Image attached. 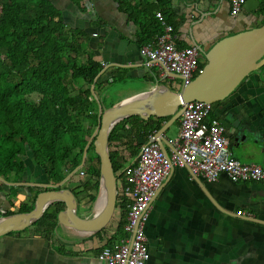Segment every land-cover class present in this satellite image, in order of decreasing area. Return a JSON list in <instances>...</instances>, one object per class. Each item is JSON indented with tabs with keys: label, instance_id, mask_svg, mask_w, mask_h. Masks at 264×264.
Masks as SVG:
<instances>
[{
	"label": "crops",
	"instance_id": "crops-1",
	"mask_svg": "<svg viewBox=\"0 0 264 264\" xmlns=\"http://www.w3.org/2000/svg\"><path fill=\"white\" fill-rule=\"evenodd\" d=\"M54 2L62 8L71 25L87 31L95 59L107 63L97 79L100 77L113 82L143 78V89L120 98L118 102L111 103L112 106L149 91L156 84L166 85L162 80L170 83L167 86L172 91L182 90L180 79L163 76L156 66L149 69L143 65L141 47L152 43L157 36L151 34L150 42L142 43L140 26L120 9L115 0H83L85 11L71 0ZM138 2L141 3L140 0H132L134 5H139ZM146 2L156 4L159 11L164 12L167 25L174 29L173 41L179 47L195 45L208 51L226 36L264 24V0H259V3L258 0H250L255 2L254 6L243 7L236 16L231 14L229 0ZM159 11L153 14L157 15ZM98 18L106 24H92ZM157 20L155 17L152 23ZM162 26L163 32L165 27ZM207 62L202 54L200 64L205 66ZM93 94L100 99V94ZM110 105L106 106L109 108ZM212 114L225 125L226 136L237 159L262 163L264 66L244 80L226 100L216 103ZM165 117L170 118L164 125L172 116ZM180 118L171 120L163 131L160 129L161 132L158 130L151 134L147 142L155 138L169 154L172 149L170 141L177 138L180 131ZM140 139L142 146L143 140ZM122 141H116L114 148L123 144ZM139 152L133 155L123 150L122 154L129 159L125 167L136 161ZM70 174L63 185L70 184L67 188L73 190L78 184L72 183V179L68 181L75 175ZM36 176L25 173L17 182L6 181L0 176V216H5L8 211L19 213L18 208L22 203H29L36 190L65 189L63 185L51 187L56 184L47 181L45 174ZM11 187H17L16 196H13ZM88 208V214H78L91 217L93 209L90 205ZM240 210L245 214L239 215L237 212ZM115 218H119V210L113 221ZM113 221L103 230L91 234L71 230L59 223L49 235L38 233L32 225L22 231L10 232L0 237V264H105L98 255L105 246L116 241L117 222ZM146 234L150 247L147 264H264V180L253 184L233 182L223 174L217 181L210 182L193 175L186 167H175L153 199Z\"/></svg>",
	"mask_w": 264,
	"mask_h": 264
},
{
	"label": "trees",
	"instance_id": "trees-1",
	"mask_svg": "<svg viewBox=\"0 0 264 264\" xmlns=\"http://www.w3.org/2000/svg\"><path fill=\"white\" fill-rule=\"evenodd\" d=\"M71 1L85 11L83 0ZM115 1L140 26L142 43H149L151 34L155 37L162 32L163 24L154 15L159 11L156 4ZM155 17L158 20L152 23ZM92 24L106 22L98 18ZM88 40L87 31L71 25L54 0H0V176L6 181H20L28 173L36 177L45 174L47 181L57 184L82 163L92 129L99 127L101 115L108 108L103 98L93 94L109 79H97L104 67L95 59ZM169 118L152 116L145 120L134 115L114 127L109 148L117 174L127 163L123 150L136 155L141 149L139 139L142 144L147 142ZM120 139L123 144L114 148ZM93 141L86 160L92 177L81 179L73 189L77 200L83 194L91 209L100 187V158ZM125 181L124 174L118 177L119 218L112 220L117 222L115 242L127 237L125 225L131 201L121 194L120 186ZM40 191L36 190L29 203H22L18 212L32 210ZM11 192L16 196L17 187H11ZM65 207L60 201L52 204L32 227L49 235Z\"/></svg>",
	"mask_w": 264,
	"mask_h": 264
},
{
	"label": "built area",
	"instance_id": "built-area-1",
	"mask_svg": "<svg viewBox=\"0 0 264 264\" xmlns=\"http://www.w3.org/2000/svg\"><path fill=\"white\" fill-rule=\"evenodd\" d=\"M229 1L231 14L236 16L247 0ZM156 16L165 29L152 43L141 47L143 65L149 69L156 66L163 76L178 78L186 86L203 71L201 49L195 45L177 46L173 41V27L167 25L162 12ZM102 65L107 67L105 62ZM214 105L202 100L187 102L181 114L179 134L170 141L171 152L168 154L153 138L141 146L136 161L122 170L120 175L124 174L126 181L120 186L121 194L131 201L125 225L127 237L102 249L98 256L105 264L148 263L150 247L146 223L153 199L173 168L186 167L193 175L210 182L217 181L223 174L233 182L253 184L264 180V161L242 162L234 156L225 125L212 114ZM75 174L92 177L86 162L77 167ZM237 213L245 214L243 210Z\"/></svg>",
	"mask_w": 264,
	"mask_h": 264
},
{
	"label": "water",
	"instance_id": "water-1",
	"mask_svg": "<svg viewBox=\"0 0 264 264\" xmlns=\"http://www.w3.org/2000/svg\"><path fill=\"white\" fill-rule=\"evenodd\" d=\"M254 4L247 0L244 7L249 8ZM200 49L208 62L203 71L183 86L180 92L172 91L167 85L156 84L153 89L129 97L102 113L100 125L89 139L81 163L85 164L88 148L94 140L95 152L100 158V187L91 217L78 214L79 204L72 189L44 190L37 195L32 210L0 216V237L30 227L44 216L52 204L59 201L66 205L58 214L59 224L85 234L106 228L116 214L118 202V174L114 170L109 148V136L114 127L134 115H140L145 120L151 116H172L171 120L174 121L181 116L189 101L202 100L216 104L226 100L244 80L264 66V24L226 36L208 51L203 47ZM167 124L161 128L162 131ZM68 177L51 187L62 186ZM101 199V209L97 210Z\"/></svg>",
	"mask_w": 264,
	"mask_h": 264
},
{
	"label": "rangeland",
	"instance_id": "rangeland-1",
	"mask_svg": "<svg viewBox=\"0 0 264 264\" xmlns=\"http://www.w3.org/2000/svg\"><path fill=\"white\" fill-rule=\"evenodd\" d=\"M204 62V61H203ZM142 82V83H140ZM143 78H136V79H124V80H115L113 82L109 81L107 83H104L102 87H100L96 93V95L100 94V98H103L105 100V104L106 105H110L111 103L119 100L120 98L131 94L135 91H138L143 89L145 87V85H143ZM162 82H164L166 85L170 86V83L167 82L166 80H162ZM177 82V81H175ZM178 83V82H177ZM83 86H86L84 83H82ZM182 86H184L182 84ZM118 102V101H117ZM98 126L93 127L92 129V134L97 130ZM92 136V135H91ZM90 136V138H91ZM89 138V139H90ZM129 161V159L127 160V162ZM81 176L75 174L73 175L68 181H70L72 183L75 184H79L80 183V178ZM121 180V179H119ZM78 213L82 216L85 214L89 213V205L88 203L84 201V197L83 194L78 196Z\"/></svg>",
	"mask_w": 264,
	"mask_h": 264
},
{
	"label": "bare ground",
	"instance_id": "bare-ground-1",
	"mask_svg": "<svg viewBox=\"0 0 264 264\" xmlns=\"http://www.w3.org/2000/svg\"><path fill=\"white\" fill-rule=\"evenodd\" d=\"M102 203H103V202H102V199H101V201L98 203L97 210H98V209H101Z\"/></svg>",
	"mask_w": 264,
	"mask_h": 264
},
{
	"label": "flooded vegetation",
	"instance_id": "flooded-vegetation-1",
	"mask_svg": "<svg viewBox=\"0 0 264 264\" xmlns=\"http://www.w3.org/2000/svg\"><path fill=\"white\" fill-rule=\"evenodd\" d=\"M148 220H149V217H148ZM147 223H148V221H147ZM147 223H146V226H147Z\"/></svg>",
	"mask_w": 264,
	"mask_h": 264
}]
</instances>
